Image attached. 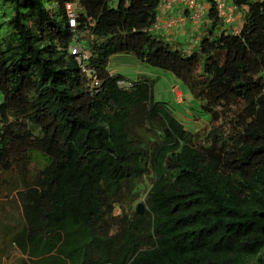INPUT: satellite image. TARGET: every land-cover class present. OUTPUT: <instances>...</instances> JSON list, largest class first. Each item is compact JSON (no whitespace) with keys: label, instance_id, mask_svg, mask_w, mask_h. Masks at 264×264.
I'll list each match as a JSON object with an SVG mask.
<instances>
[{"label":"trees","instance_id":"1","mask_svg":"<svg viewBox=\"0 0 264 264\" xmlns=\"http://www.w3.org/2000/svg\"><path fill=\"white\" fill-rule=\"evenodd\" d=\"M3 1L0 264L17 249L32 264H264V2L233 0L234 33L206 0L188 54L151 29L162 0ZM121 53L172 72L207 126L109 67Z\"/></svg>","mask_w":264,"mask_h":264},{"label":"rangeland","instance_id":"2","mask_svg":"<svg viewBox=\"0 0 264 264\" xmlns=\"http://www.w3.org/2000/svg\"><path fill=\"white\" fill-rule=\"evenodd\" d=\"M3 2H4L3 0H0V37H3L8 32L7 20H8L9 15H8V10L6 11L7 13L3 11V6H2L4 4ZM50 3H53V0H51ZM74 5H75L76 11L83 10L82 7L78 3H75ZM246 11H247V7L246 6L242 7L239 11V15L242 18H244ZM188 22L189 20L185 21L184 24L181 26H184L185 23L187 24ZM242 24H243V20H241L240 26ZM192 25L193 26L191 28L194 29V24L192 23ZM181 26L176 27V29ZM199 30L197 34L193 32L194 34L193 40L190 38H189L190 40L188 38L185 40V41L189 40V44L187 46L185 44L183 45L185 46L186 53L188 54L193 53V50L197 48L198 42L202 34V29H199ZM173 31H171L170 34L169 33L167 34L166 36L167 39L170 37ZM76 35H75V38H76ZM180 36L183 37L185 35H183L182 32L180 31L178 37ZM171 40L175 41L176 38L172 37ZM80 41H82V43L84 44L87 43L86 37L84 36L83 33L80 34ZM80 41H76V43H80ZM73 45H70L68 48V51L71 54H72L71 49ZM75 59L78 65L80 66L81 71L85 73L86 67L83 64V62H79L77 57H75ZM109 66L114 71H121V73L126 78H130V79L132 78L135 79L139 77L138 76L139 73L149 75V77L154 80L153 89H154V94H155L156 99L170 101L171 103H173L176 109L177 110L179 109L184 114L185 123L188 129L195 131L197 129H200V127L204 125L205 123L207 126L208 123L205 122V120L208 118V115L201 114L197 109H194V107L198 106V103L192 97L191 93L187 91L185 87H183L184 92L182 91L181 92L182 95L181 96L178 95L179 96L178 98L172 92L173 91L172 86L174 84H178L177 82H179V79L175 75H173L172 72L165 70V69L156 68L150 65L142 64L141 62L138 61L136 56H134L131 53H121V54L113 55L110 58ZM85 87L87 89L88 88L90 89L87 82L85 83ZM177 93L180 94L179 91ZM195 121L197 122L195 123ZM223 156L224 154L220 152L214 158H209L208 160H210L211 162L208 161V163H214V164L219 163ZM118 212H119V208H116L115 213L117 214ZM3 264H32V263H30L26 254H23L20 250L17 249L11 258H4Z\"/></svg>","mask_w":264,"mask_h":264},{"label":"built area","instance_id":"3","mask_svg":"<svg viewBox=\"0 0 264 264\" xmlns=\"http://www.w3.org/2000/svg\"><path fill=\"white\" fill-rule=\"evenodd\" d=\"M214 1L217 7L218 15L222 19L225 27L230 28L234 33H238L242 25L240 26L237 16L240 9L246 5H242L240 8V6L233 0ZM255 1L264 2V0ZM66 6L68 16L70 18V25L75 27L77 13L74 5L68 2ZM208 7L209 4L206 0H162L158 6V14L151 29L157 32H163L167 36V34H170L171 31L176 29V27L183 25L185 21L189 20L194 24L193 32L197 33L201 25L204 22L209 21V17L207 16ZM183 9L185 10L184 12ZM71 52L78 58L79 62H83L89 55L88 49L82 43L74 44ZM87 71H92V73L94 72L92 69L91 71ZM97 84L98 82H91V86ZM118 84L124 88H130L132 86V83L126 79L118 80ZM172 90L177 98L182 95V90L179 84H174L172 86ZM178 91L180 94L177 93Z\"/></svg>","mask_w":264,"mask_h":264},{"label":"crops","instance_id":"4","mask_svg":"<svg viewBox=\"0 0 264 264\" xmlns=\"http://www.w3.org/2000/svg\"><path fill=\"white\" fill-rule=\"evenodd\" d=\"M185 10L183 9V12H184ZM237 18H238V22H241V20H243V18L238 14V16H237ZM193 25H192V23H191V21H189L187 24L185 23V25L184 26H181V27H179V28H177V29H175L173 32H172V34L170 35V37L172 38V37H174V38H176V41H180V42H183L186 46L189 44V40L190 39H192L193 40V35L194 34H192L191 35V33L193 32V28H191ZM182 32V34L183 35H185V36H183V37H178L179 36V32ZM168 38V39H171V38ZM189 39V40H187V41H185L186 39ZM195 45V44H194ZM110 67V66H109ZM141 73H139L138 75H140ZM178 83V82H177Z\"/></svg>","mask_w":264,"mask_h":264},{"label":"water","instance_id":"5","mask_svg":"<svg viewBox=\"0 0 264 264\" xmlns=\"http://www.w3.org/2000/svg\"><path fill=\"white\" fill-rule=\"evenodd\" d=\"M144 209H145V205L143 204V202H139L136 207L137 212L141 213L144 211Z\"/></svg>","mask_w":264,"mask_h":264}]
</instances>
